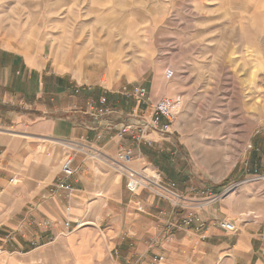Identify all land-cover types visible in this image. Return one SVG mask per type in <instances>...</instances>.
<instances>
[{
	"label": "rangeland",
	"instance_id": "rangeland-1",
	"mask_svg": "<svg viewBox=\"0 0 264 264\" xmlns=\"http://www.w3.org/2000/svg\"><path fill=\"white\" fill-rule=\"evenodd\" d=\"M1 53L86 80L93 102L110 89L112 103L125 97L132 106L128 94L136 87L152 100L180 99L169 131L144 145L156 154L140 149L138 160L147 157L187 198L209 204L207 195L225 197L239 172L259 174L264 0H0ZM15 110H28L27 103Z\"/></svg>",
	"mask_w": 264,
	"mask_h": 264
},
{
	"label": "crops",
	"instance_id": "crops-1",
	"mask_svg": "<svg viewBox=\"0 0 264 264\" xmlns=\"http://www.w3.org/2000/svg\"><path fill=\"white\" fill-rule=\"evenodd\" d=\"M7 55L0 54V227L15 229L32 216L50 228L29 227L40 247L31 250L23 242L22 252L0 254V264H151L159 253L163 260L156 264H264V158L253 162L259 174L241 178L239 172L231 191L202 211V230L179 228L167 237V202L145 191L128 193L125 179L105 163L123 144L135 155L131 169H155L147 157L139 164L143 155L128 135L118 138L123 126L138 123L148 109L130 106L125 97L112 103L110 89L101 106V94L93 102V84L86 80L69 78L55 64ZM60 82L70 88L52 87ZM22 102L28 110L16 113ZM63 141L77 142L84 151L73 162L72 191L49 195L67 151ZM221 221L234 231L222 229Z\"/></svg>",
	"mask_w": 264,
	"mask_h": 264
},
{
	"label": "built area",
	"instance_id": "built-area-1",
	"mask_svg": "<svg viewBox=\"0 0 264 264\" xmlns=\"http://www.w3.org/2000/svg\"><path fill=\"white\" fill-rule=\"evenodd\" d=\"M173 76L174 72L172 70L166 71L165 77L167 80H170ZM128 96L139 104H146L149 109L148 116L141 118V121L136 124L123 126L118 132L120 141L123 140L124 136L128 135L131 142L138 147L150 145L152 143V135L160 136L167 133L183 108V104L178 98L163 97L159 100H152L143 87L134 88ZM98 103L101 106H105L106 98H100ZM104 113L108 114L109 110L105 109ZM85 140H88V138H85ZM62 145L67 151L61 160L59 176L50 188L49 195H60L72 191L70 180L75 173L73 162L76 155L84 151V146L77 142L63 141ZM134 159L133 150L120 144L115 158H107L105 163L125 179V189L128 193L133 195L138 191H145L167 202L170 211L166 214V218L163 221L165 229L162 233L170 237L172 236L171 231L174 229L195 227L197 230H202L205 227V222L201 217L202 211L210 203L218 202L221 195H207L209 197L208 201H211L209 204L205 203L206 197L195 198V200L187 198L185 193L178 191L174 182L166 180L157 170L154 169L151 173H148L144 170L135 171L131 169L130 164ZM189 193L191 194L192 190H189ZM219 225L222 229L230 232L234 231L233 225L227 222L221 221ZM29 227L49 230L50 223L46 220H36L29 216L26 220L20 221L15 229L0 227V254L22 252L23 242H28L31 250L39 248V242L28 232ZM153 243H157V239ZM162 260L163 256L160 253L156 254L151 264H156Z\"/></svg>",
	"mask_w": 264,
	"mask_h": 264
},
{
	"label": "trees",
	"instance_id": "trees-1",
	"mask_svg": "<svg viewBox=\"0 0 264 264\" xmlns=\"http://www.w3.org/2000/svg\"><path fill=\"white\" fill-rule=\"evenodd\" d=\"M140 149H142V152L144 155H146L147 153L149 154V151H151L150 153L151 154H156L155 150H151L152 148H147V147H144V145H141L140 146ZM154 149V148H153ZM164 177H166V175H164ZM167 178V177H166ZM168 179V178H167ZM176 184V183H175ZM187 189V188H186Z\"/></svg>",
	"mask_w": 264,
	"mask_h": 264
},
{
	"label": "bare ground",
	"instance_id": "bare-ground-1",
	"mask_svg": "<svg viewBox=\"0 0 264 264\" xmlns=\"http://www.w3.org/2000/svg\"><path fill=\"white\" fill-rule=\"evenodd\" d=\"M165 75H166V71H165ZM166 78V77H165Z\"/></svg>",
	"mask_w": 264,
	"mask_h": 264
}]
</instances>
